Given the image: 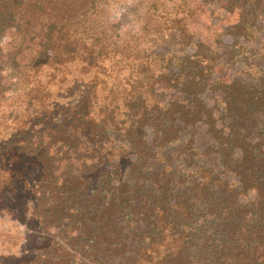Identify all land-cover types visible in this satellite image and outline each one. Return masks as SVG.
Segmentation results:
<instances>
[{
    "label": "trees",
    "instance_id": "trees-1",
    "mask_svg": "<svg viewBox=\"0 0 264 264\" xmlns=\"http://www.w3.org/2000/svg\"><path fill=\"white\" fill-rule=\"evenodd\" d=\"M9 27L52 55L2 164L69 220L25 264H264V0H0ZM76 146L95 170L56 178Z\"/></svg>",
    "mask_w": 264,
    "mask_h": 264
},
{
    "label": "flooded vegetation",
    "instance_id": "flooded-vegetation-1",
    "mask_svg": "<svg viewBox=\"0 0 264 264\" xmlns=\"http://www.w3.org/2000/svg\"><path fill=\"white\" fill-rule=\"evenodd\" d=\"M0 37L3 72L0 82V264H25L44 259L57 247L65 246L69 223L66 214L55 215L49 203L39 204L44 190L36 185L40 177L38 169L23 160L11 173L6 163L2 164L10 148L16 150L22 145L18 142L19 135L28 130L39 113L35 92L29 93V90L36 87L38 63L52 54L41 46L39 39L24 43L23 36L14 27H9ZM14 140L16 146L11 144ZM68 160L74 165L77 178L95 170V156L85 146H76L55 171L56 178H66ZM20 166L22 175L16 173ZM8 178L15 180L4 186Z\"/></svg>",
    "mask_w": 264,
    "mask_h": 264
},
{
    "label": "rangeland",
    "instance_id": "rangeland-1",
    "mask_svg": "<svg viewBox=\"0 0 264 264\" xmlns=\"http://www.w3.org/2000/svg\"><path fill=\"white\" fill-rule=\"evenodd\" d=\"M142 11H143L142 8H138V14H139L140 16L142 15ZM220 20H221L224 24H222L220 27L216 28V30L220 29L222 26L233 25V24H235L236 21H237V19H236L235 16H228V17H226V18H224V19H223V18H220ZM131 23H133V21H132ZM203 24H204L205 26L208 25V24H206L205 19H203ZM200 30H201V29H200ZM201 31L204 33V35L207 36L206 39H207L208 41H210L211 38H212L211 32H210V33H206L204 30H201ZM207 40H206V41H207ZM225 42H226V43H230V42H231V39H230V38H226V39H225ZM33 179L36 180V178H33Z\"/></svg>",
    "mask_w": 264,
    "mask_h": 264
}]
</instances>
